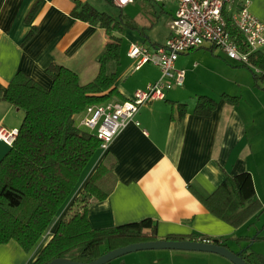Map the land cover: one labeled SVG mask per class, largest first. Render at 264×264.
<instances>
[{
    "label": "crops",
    "instance_id": "0c3cea01",
    "mask_svg": "<svg viewBox=\"0 0 264 264\" xmlns=\"http://www.w3.org/2000/svg\"><path fill=\"white\" fill-rule=\"evenodd\" d=\"M75 1L87 3L98 12L102 6V0H0V92L6 90L17 73L27 75L44 89L50 88L52 80L46 69L51 63H58L75 73L81 85L89 84L97 77V59L103 52L106 35L103 29L71 16ZM137 1L143 6L142 21L150 17V21H146L150 24L139 26L125 16L135 23L143 36L138 31L123 30L120 54L124 48V61L122 64L123 58L119 60L115 83L120 98L111 101H127L135 91L145 89L160 77L159 69L153 65L136 69V63L127 57V51L132 44L146 48L163 45L169 37L176 3L172 0L158 4L161 6L159 16L166 15L159 18L155 11L157 4L136 0L132 5ZM249 1V12L264 24V0ZM34 5L37 8L28 19ZM149 7L154 10V15L150 14ZM32 28L36 30L35 35L22 46ZM199 50L208 52L211 65L222 70L228 68L211 45L206 44L192 52ZM187 54L176 62V68L184 71L185 76L184 68L189 63ZM235 74L240 77L225 93L214 94L191 83L180 93L166 94L164 101L142 107L108 149L105 152L99 149L91 159L80 176L75 194L35 247L25 253L14 241L0 245V264L35 262L107 153L97 180L109 178L111 184L106 189L100 184L107 197L92 200L87 208V221L92 229H110L150 219L156 227V241L167 238L219 240V245L235 254L248 249L255 256L264 258L261 245L251 250L252 244L259 239L257 234L264 230V82L253 72L251 76L243 71ZM197 88L204 92H195ZM199 97L215 102L210 116L194 114ZM179 104L186 107L182 118L177 112ZM22 119L21 111L0 102L1 128L17 131ZM9 150V146L0 142V161ZM243 173L251 176L260 209L235 225L214 215L206 201L226 178ZM108 264L232 263L210 253L159 250L127 254Z\"/></svg>",
    "mask_w": 264,
    "mask_h": 264
},
{
    "label": "trees",
    "instance_id": "16d2710c",
    "mask_svg": "<svg viewBox=\"0 0 264 264\" xmlns=\"http://www.w3.org/2000/svg\"><path fill=\"white\" fill-rule=\"evenodd\" d=\"M36 8L37 5L32 7L28 19ZM71 16L105 32L104 49L97 59V77L89 84L81 85L75 73L58 63H51L46 69L52 80L50 88L44 89L27 75L17 73L6 90L0 92V102H6L23 113L15 141L0 161V245L14 241L25 253L35 247L54 218L61 215L82 172L100 149V141L80 129L76 121L88 106L120 98L115 83L123 30L138 31L143 36L127 17L121 15L119 20H115L87 3L75 1ZM228 29L240 42L238 32L229 22ZM35 33L32 28L22 46ZM251 61L264 70V60L260 55ZM260 80L264 82L261 77ZM215 106L211 99L199 97L194 114L208 117ZM177 112L182 118L186 112L185 105L179 104ZM107 156L108 153L33 264H49L56 259L90 263L105 252L156 241V227L150 219L110 229L94 230L90 227L86 216L88 206L92 200L100 201L107 197L96 184ZM208 200L206 205L214 215L235 225L260 209L249 173L226 178ZM166 240L192 241L182 238ZM219 242L213 240L214 244L219 245ZM241 256L247 264H264V258L255 256L248 249H243Z\"/></svg>",
    "mask_w": 264,
    "mask_h": 264
},
{
    "label": "built area",
    "instance_id": "2783aa9c",
    "mask_svg": "<svg viewBox=\"0 0 264 264\" xmlns=\"http://www.w3.org/2000/svg\"><path fill=\"white\" fill-rule=\"evenodd\" d=\"M123 9L136 0H109ZM164 4L172 0H147ZM176 3L174 17L169 25V37L163 45L146 48L130 45L127 57L136 63V69L153 65L160 77L143 90L134 92L127 101H108L88 106L80 115L77 126L100 141V150L105 152L115 137L133 121L142 107L164 101L173 88L184 84V71L176 68L178 58L201 49L206 44L220 50L228 60L251 69L264 79V70L252 64V58L260 55L264 60V24L250 12L249 0H173ZM228 22L238 32L240 42L228 29ZM17 131L0 127V142L11 147ZM199 243L214 244L210 239H198Z\"/></svg>",
    "mask_w": 264,
    "mask_h": 264
},
{
    "label": "rangeland",
    "instance_id": "374dc122",
    "mask_svg": "<svg viewBox=\"0 0 264 264\" xmlns=\"http://www.w3.org/2000/svg\"><path fill=\"white\" fill-rule=\"evenodd\" d=\"M142 9H143V6H141L138 1L132 6H128L127 8H123V9H119V8L113 6L109 1L102 0V6L100 7L99 10L101 13H105V14L109 15L110 17H112L115 20H119L120 16L123 15V16H127L131 20H134L136 23L139 24V26H142V25L148 26L150 23L149 22L146 23V21H150V17L146 18L145 21H142V19L144 17V13H143ZM149 9H150V14L154 15V10L151 7H149ZM160 10H161V6L155 5V11H156L158 16L160 15V14H158L160 12ZM164 16H166V15L162 14L161 16H159V18L164 17ZM123 49L121 52L122 54H120V57H121L120 60L123 58L122 64L124 61ZM214 52L218 53V55L222 58V60H224L225 64L228 66V68L226 70L218 69L214 65H211V60H208L211 58H209L210 56H208L206 54V53H208L206 50H199V51H196L194 53L192 52V54L190 53V55L187 54L186 57H188L189 63L184 68L186 70V76H185L184 84L180 88H173L172 90H170L167 93V95L173 91H178L180 93L183 89H185V87H187L191 83L194 86L199 85L202 88H206L209 92H212L214 94H222V93H225L226 90L231 89L233 87V81L236 80V78L240 77V75L236 77L235 73L237 71H243L248 76H251V73L253 72L251 69H248V68L241 66V65L239 66L238 64L236 66V64L233 61L228 60L226 58V56L218 49H215ZM191 55H193V56H191ZM206 57H208L207 60H206ZM195 92H198L199 94H201L204 91L200 88L199 89L197 88ZM76 123H77V121H76ZM100 177H101V174H100L99 178ZM105 182H106V184H105ZM96 184L98 186L100 184H103L102 186L106 189V188L110 187L111 182H110L109 178L107 181H105V178H103V179H101L100 182H99V179L96 180ZM75 192L76 191H74L70 195L69 201L73 197ZM257 239L258 240L255 243H253V244L251 243L252 244V247H251L252 251L254 250L255 246L260 247V245H261V248L264 249V230L260 231L257 234ZM104 248L105 247H102V249H104Z\"/></svg>",
    "mask_w": 264,
    "mask_h": 264
},
{
    "label": "water",
    "instance_id": "95a60500",
    "mask_svg": "<svg viewBox=\"0 0 264 264\" xmlns=\"http://www.w3.org/2000/svg\"><path fill=\"white\" fill-rule=\"evenodd\" d=\"M188 251L198 253H210L219 255L232 264H247L241 256V251L237 254L231 252L227 247L217 244H204L196 241H170L158 240L131 244L126 247H121L112 251L103 253L98 259L90 263H74L66 259H56L49 264H108L111 261L118 259L127 254L141 251Z\"/></svg>",
    "mask_w": 264,
    "mask_h": 264
}]
</instances>
